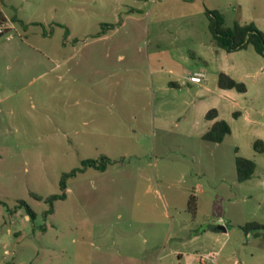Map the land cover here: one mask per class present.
Returning a JSON list of instances; mask_svg holds the SVG:
<instances>
[{
    "label": "rangeland",
    "instance_id": "obj_1",
    "mask_svg": "<svg viewBox=\"0 0 264 264\" xmlns=\"http://www.w3.org/2000/svg\"><path fill=\"white\" fill-rule=\"evenodd\" d=\"M1 7L0 264H264V230L243 229L264 224V55L219 47L207 14L264 32V0ZM221 72L247 91L224 93ZM212 108L231 126L222 142L204 138ZM237 156L256 162L253 178L238 180ZM102 157L113 163L69 178L50 212L63 174Z\"/></svg>",
    "mask_w": 264,
    "mask_h": 264
},
{
    "label": "trees",
    "instance_id": "obj_2",
    "mask_svg": "<svg viewBox=\"0 0 264 264\" xmlns=\"http://www.w3.org/2000/svg\"><path fill=\"white\" fill-rule=\"evenodd\" d=\"M208 17L210 19V29L213 33L214 40L219 47L228 50H238L244 49L249 44H253L258 53L264 55V32L260 30L255 23H250L246 25L235 24L233 27L225 26V17L221 11L218 9L207 10ZM15 21H20L14 19ZM8 20L5 16L3 10L0 7V37L10 32L11 28L7 26ZM38 24V23H37ZM106 26L113 27L114 25H103V29ZM46 34V33H45ZM179 86L178 84H174ZM218 85L223 89H236L240 92H246L247 86L245 83L234 79L232 76L225 72H221L218 78ZM240 112H235L234 115L237 116ZM218 116V109L212 108L206 114V118L209 120L215 119ZM231 133L230 124L224 120H217L211 128L205 133L204 138L211 142H222L225 137ZM255 150L257 152H264V141L258 139L254 143ZM113 163V160L109 157H102L101 159H86L83 160L82 166L74 168L70 172L64 173L61 182V192L50 195L46 202L51 204L50 212L54 211L55 202L58 200H64L67 198L68 190V179L77 176V174L86 171L88 168L93 167L98 170L104 171L107 169L108 165ZM237 165V175L239 181H246L255 175L256 172V162L252 159L244 158L242 156L236 157ZM37 198L41 199V197ZM25 204V202H23ZM189 209L196 214L197 201L196 197L192 195L189 200ZM28 215L30 218H35L36 213L33 208L27 205ZM243 229L247 232L251 230H264V224L260 223H248L243 226Z\"/></svg>",
    "mask_w": 264,
    "mask_h": 264
},
{
    "label": "crops",
    "instance_id": "obj_3",
    "mask_svg": "<svg viewBox=\"0 0 264 264\" xmlns=\"http://www.w3.org/2000/svg\"><path fill=\"white\" fill-rule=\"evenodd\" d=\"M3 2V0H0V7H1V3ZM1 9H2V7H1ZM3 10V9H2ZM4 12V11H3ZM5 14V13H4ZM5 16H6V14H5ZM7 17V16H6ZM7 20H8V23H7V26L8 27H10L11 29H12V26L10 25V23H9V19H8V17H7ZM2 29V26H0V30ZM104 35H102L101 37H103ZM9 51H10V49H5V50H3V51H1L0 50V52H4V54H6V55H8V53H9ZM121 58H123V55H121L120 56ZM203 82V81H202ZM201 82V83H202ZM219 86V85H218ZM2 86H1V84H0V88H1ZM220 88V87H219ZM221 90H223V92L224 93H227V94H230V95H233V96H236V93H232V89H223V88H220ZM235 94V95H234ZM10 99V96H9V94H7V95H4V96H1L0 95V115L4 112V109L2 108V103L3 102H6V101H8ZM13 101H16V99H14ZM8 108H9V112H13V107H11V105H9L8 106ZM235 113V112H234ZM207 119V118H206ZM222 118H221V116H220V114H219V111H218V116L215 118V119H212V120H209V119H207V120H209V121H211V123H212V125L217 121V120H221ZM211 125V126H212ZM211 128V127H210ZM209 128V129H210ZM27 217L28 218H30V216L29 215H27ZM221 226H225L226 227V229L224 230V229H219L218 227H215V226H212V225H209L206 229H204L203 230V232H202V234H208V232H210V231H217V230H220V231H227V226L226 225H221ZM200 236V233L198 232V233H195V234H193V236L190 238L191 240H195V238H198ZM180 239H182L181 237H179ZM180 256H181V254H180ZM197 257V256H196Z\"/></svg>",
    "mask_w": 264,
    "mask_h": 264
},
{
    "label": "built area",
    "instance_id": "obj_4",
    "mask_svg": "<svg viewBox=\"0 0 264 264\" xmlns=\"http://www.w3.org/2000/svg\"><path fill=\"white\" fill-rule=\"evenodd\" d=\"M205 78H206L205 71H199V72H195L191 74L189 77V80L193 83H201ZM201 258H204V257L201 256Z\"/></svg>",
    "mask_w": 264,
    "mask_h": 264
},
{
    "label": "water",
    "instance_id": "obj_5",
    "mask_svg": "<svg viewBox=\"0 0 264 264\" xmlns=\"http://www.w3.org/2000/svg\"><path fill=\"white\" fill-rule=\"evenodd\" d=\"M218 228H219V229H224V230L226 229L225 226H219Z\"/></svg>",
    "mask_w": 264,
    "mask_h": 264
}]
</instances>
